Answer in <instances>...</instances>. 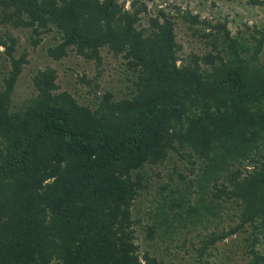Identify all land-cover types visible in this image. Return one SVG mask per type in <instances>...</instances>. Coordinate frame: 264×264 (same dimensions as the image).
<instances>
[{
    "label": "trees",
    "instance_id": "trees-1",
    "mask_svg": "<svg viewBox=\"0 0 264 264\" xmlns=\"http://www.w3.org/2000/svg\"><path fill=\"white\" fill-rule=\"evenodd\" d=\"M150 10L0 0V25L33 48L48 38L52 61L73 53L98 74L104 48L123 64L117 94L80 76L77 97L38 68L16 104L27 51L0 35V264H165L171 244L200 262L231 235L243 264H264V29ZM177 18L208 50L181 57Z\"/></svg>",
    "mask_w": 264,
    "mask_h": 264
},
{
    "label": "rangeland",
    "instance_id": "rangeland-1",
    "mask_svg": "<svg viewBox=\"0 0 264 264\" xmlns=\"http://www.w3.org/2000/svg\"><path fill=\"white\" fill-rule=\"evenodd\" d=\"M123 3L124 8H129L132 0H118ZM145 2L147 8L154 7L165 8L166 11L172 12V6L175 5L179 10H188L190 14H197L199 20L208 21L210 24L215 22H225L227 29L231 35H237L238 32L247 33L252 28L264 29V0L260 4H251L249 0H139ZM151 11V10H150ZM152 12V11H151ZM201 28V25L189 24L181 21L179 18L175 19V35L176 41L180 44L181 57H185L188 53L202 54L208 50L209 45L206 43L207 38H201L192 33L193 29ZM4 30L17 39V48L15 55L21 50L27 51L28 63L24 65L20 76L15 85L13 94V102L16 104L28 96L30 90L29 79L32 73L45 66H50L56 71V81L60 89H66L74 96H78V92H84L85 86L78 81L80 76L94 79L98 83V93L103 90H111L117 94L118 88L122 86V58L113 57L110 52L104 48L100 50L102 63L98 67L97 74L93 62L84 61L80 56L73 53H68L59 61H52L41 47L50 40L44 38L38 46L32 47L27 36V30L11 29L0 25V35H3ZM207 31V29H204ZM201 32V31H198ZM2 47L0 46V52ZM264 60V45L263 51L260 53V59ZM0 55V62L2 61ZM84 98V96L82 97ZM80 99V97L78 98ZM81 100V99H80ZM143 204V203H142ZM145 204V202H144ZM230 212L232 210H229ZM225 224V222H224ZM223 224V225H224ZM233 224V222H231ZM138 243L144 245L141 235L138 234ZM170 245L171 260H166L165 264H243V242L240 240V235H231L220 242L216 243L217 250H209L214 252L215 256H205L200 262L192 258V253H183V251L176 250ZM230 252V253H229ZM232 257L229 261L224 259L225 255ZM206 261H205V260ZM223 262V263H222ZM52 264H56L53 262Z\"/></svg>",
    "mask_w": 264,
    "mask_h": 264
}]
</instances>
